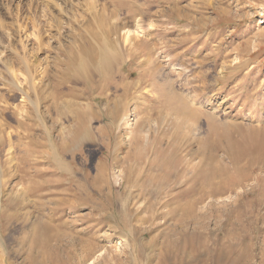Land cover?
I'll return each mask as SVG.
<instances>
[{
    "label": "rangeland",
    "instance_id": "374dc122",
    "mask_svg": "<svg viewBox=\"0 0 264 264\" xmlns=\"http://www.w3.org/2000/svg\"><path fill=\"white\" fill-rule=\"evenodd\" d=\"M0 264H264V0H0Z\"/></svg>",
    "mask_w": 264,
    "mask_h": 264
},
{
    "label": "bare ground",
    "instance_id": "6f19581e",
    "mask_svg": "<svg viewBox=\"0 0 264 264\" xmlns=\"http://www.w3.org/2000/svg\"><path fill=\"white\" fill-rule=\"evenodd\" d=\"M223 12H225V11H223ZM134 32V31H133ZM130 33H131V31L130 30H127V35H126V37H125V42L126 41H128V39L130 38L129 37V35H130ZM135 33V32H134ZM105 50H103V52H104ZM85 55H86V53L85 52H83ZM179 98V97H178ZM178 98H176V99H178ZM175 99V100H176ZM180 101V100H179ZM178 101V102H179ZM181 103V102H180ZM75 105V111H72L74 114H76L77 116H78V120H76L75 122H76V128H77V133L80 131V122H81V119H82V117H84L85 115L84 114H86V112H85V108L84 107H81V106H79L78 104H74ZM72 107H73V105H72ZM72 107H71V110H72ZM74 108V107H73ZM187 109V108H186ZM211 117V116H210ZM78 122H79V126H78ZM84 126V125H83ZM75 127V126H74ZM73 128V127H72ZM84 128H86V126H84ZM87 129V128H86ZM73 133V132H72ZM74 137L76 138V133H74ZM79 139H80V137H78ZM73 141V140H72ZM77 142V141H76ZM167 176V175H166ZM156 178L157 177H152V179L153 180H156ZM216 189V188H215ZM185 208V207H184ZM187 209V208H186ZM43 226H44V224H43ZM45 229H46V231H47V233H45V235H44V237H54V236H52L50 233L53 231V226H50V225H48V224H45ZM46 238V239H47ZM189 238V237H188ZM45 241V240H44ZM151 242V241H150ZM184 242H185V238H183V244H184ZM141 244H140V246H144V242H140ZM178 245V242L175 240V241H173V242H171V241H169L168 243H166V245L164 246V248L162 249L163 251H162V253H160V258L161 259H164L166 256H169L172 252H173V250L175 249L174 247H176ZM48 246V245H47ZM135 246V245H134ZM140 246H135V247H133L132 246V248H133V251H135V250H139L140 249ZM46 247V246H45ZM166 254V255H165ZM177 260V258H175L174 257V262ZM164 260H162V262H163ZM177 262H179V261H177ZM180 263V262H179Z\"/></svg>",
    "mask_w": 264,
    "mask_h": 264
},
{
    "label": "crops",
    "instance_id": "0c3cea01",
    "mask_svg": "<svg viewBox=\"0 0 264 264\" xmlns=\"http://www.w3.org/2000/svg\"><path fill=\"white\" fill-rule=\"evenodd\" d=\"M34 122H35V121H34ZM35 124H37V123L35 122ZM37 127H38V124H37ZM38 128H39V127H38ZM44 129H45V128H43V127H42V129H41V128L36 129V128L33 126L32 130H30V131L32 132V134H33V133H34V134H35V133L37 134L36 136L38 137V139H37V138H36V139L34 138L35 141H42V139H43V138H41L42 135L45 136V134H43V133H44ZM38 134H39V136H38ZM26 140H27V139H26ZM37 149H40V150H41L42 148L40 147V148H37Z\"/></svg>",
    "mask_w": 264,
    "mask_h": 264
}]
</instances>
